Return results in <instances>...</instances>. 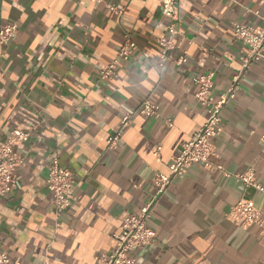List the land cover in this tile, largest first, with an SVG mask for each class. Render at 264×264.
Returning <instances> with one entry per match:
<instances>
[{
	"label": "crops",
	"instance_id": "crops-1",
	"mask_svg": "<svg viewBox=\"0 0 264 264\" xmlns=\"http://www.w3.org/2000/svg\"><path fill=\"white\" fill-rule=\"evenodd\" d=\"M180 2L174 59L163 61L158 39L171 20L157 0H0V22L18 26L0 49V141L31 131L14 147L23 162L0 203V253L21 264H98L116 247L121 215L141 209L154 175L169 172L205 123L195 80L212 74L217 98L240 75L213 140L214 167L193 165L172 180L149 219L156 240L135 256L137 264H264V194L235 176L251 170L264 187V62L243 71L232 28L262 26L264 0ZM127 34L137 49L103 79ZM145 99L159 119L139 112ZM125 115L131 122L111 147ZM56 157L71 169L76 197L60 216L46 186ZM244 197L261 209V225L227 219Z\"/></svg>",
	"mask_w": 264,
	"mask_h": 264
},
{
	"label": "built area",
	"instance_id": "built-area-1",
	"mask_svg": "<svg viewBox=\"0 0 264 264\" xmlns=\"http://www.w3.org/2000/svg\"><path fill=\"white\" fill-rule=\"evenodd\" d=\"M163 14L171 20L166 36L158 39L160 47V58L163 61L174 59L172 51L175 49L177 37L180 31L177 27L180 15V0H157ZM111 9L122 15L123 9L112 6ZM234 37L241 42V64L243 71L255 62H264V20L262 26L250 25L241 22L233 24ZM17 24H3L0 22V49L16 34ZM137 44L129 34L125 35V40L120 46L117 58L101 72L103 79L117 76V66L121 60H128ZM187 61L186 52L180 56L176 62L182 64ZM240 75L235 76L233 84L229 89L221 92L216 98L213 95L214 80L212 74L199 76L195 82L198 86L196 98L201 106L207 110V119L203 126L196 131L191 138L184 142L178 152L172 157L169 164L168 173H156L153 178L154 192L149 200L134 212H126L121 215L119 230L114 234L116 247L110 255H102L98 259V264H137L135 251L138 248L151 246L156 240V232L149 225V219L158 202L165 194L172 180L177 176H182L193 165H199L206 169H212L214 165L211 158L215 155L213 140L217 138L223 130L222 112L224 107L236 97ZM139 112L148 118L159 119L162 115L157 104L149 99H145L139 108ZM131 122V116L125 115L122 119L120 131L108 140L109 146L116 147L121 132L126 129ZM168 127H174L172 119H167ZM31 136V131L13 130L6 139L0 141V203L2 199L16 189L17 170L23 159L14 152V147L26 142ZM264 141V134L262 135ZM162 145H157L154 154L158 156ZM247 188H255L264 194V187L261 186L253 171L235 175ZM46 186L51 192L57 216H60L76 200L74 178L71 169L64 167L58 157L54 158L50 164L46 178ZM227 219L241 227L261 225L263 213L255 202L250 198H241L237 204L232 206L226 214ZM0 264H21L13 261L6 253H0Z\"/></svg>",
	"mask_w": 264,
	"mask_h": 264
}]
</instances>
